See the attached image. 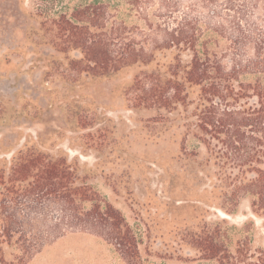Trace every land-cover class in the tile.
Instances as JSON below:
<instances>
[{
	"label": "trees",
	"instance_id": "16d2710c",
	"mask_svg": "<svg viewBox=\"0 0 264 264\" xmlns=\"http://www.w3.org/2000/svg\"><path fill=\"white\" fill-rule=\"evenodd\" d=\"M66 2V1H65ZM40 0L42 36L79 74L108 76L159 51L165 71L142 72L129 88L134 106L168 112L190 103L195 136L215 167V189L231 206L249 197L264 216V0ZM190 51L189 62L182 61ZM255 75V81L242 77ZM102 237L127 264H144L140 238L124 213L87 184L66 156L29 149L0 169V264L3 244L27 262L47 243L72 232ZM229 228L195 234L199 259L215 264H264V247L236 245ZM234 246V248H232Z\"/></svg>",
	"mask_w": 264,
	"mask_h": 264
},
{
	"label": "rangeland",
	"instance_id": "374dc122",
	"mask_svg": "<svg viewBox=\"0 0 264 264\" xmlns=\"http://www.w3.org/2000/svg\"><path fill=\"white\" fill-rule=\"evenodd\" d=\"M39 2L0 0V169L8 171L20 150L66 156L133 225L144 264H215L199 259L192 241L217 226L229 228L235 245L247 240L264 247V216L250 198L231 206L214 188L213 161L195 136L191 101L198 88H188L190 103L172 112L134 106L129 88L136 75L165 71L174 54L159 51L148 64L108 76L79 74L42 36ZM191 58L190 51L182 55L184 63ZM3 249L12 264H127L89 232L47 242L23 263L16 244L5 242Z\"/></svg>",
	"mask_w": 264,
	"mask_h": 264
}]
</instances>
